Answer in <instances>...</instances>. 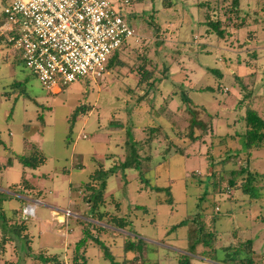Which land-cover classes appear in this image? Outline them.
Returning a JSON list of instances; mask_svg holds the SVG:
<instances>
[{
	"label": "rangeland",
	"instance_id": "374dc122",
	"mask_svg": "<svg viewBox=\"0 0 264 264\" xmlns=\"http://www.w3.org/2000/svg\"><path fill=\"white\" fill-rule=\"evenodd\" d=\"M172 1V7L166 6L168 0L127 4L126 20L135 37L119 56L122 64L106 69L101 77L87 75L56 94L43 89L12 49L0 43V138L8 147L0 144V160L12 161L13 155L24 151L23 136H27L23 127L30 123L35 128L27 135L47 157L33 172L34 184L42 188L38 199L10 197L11 190L15 196H26L21 183L16 184L20 191L9 187L21 177L17 160L0 172L1 208L6 218L20 207L26 217L23 237L0 229V264H74L75 244L85 229L90 235L85 247L87 264H110L95 238L107 245L116 264H125L127 257L131 259L128 264H173L178 252H186L187 230L194 225L170 228L198 211L207 215V227L217 214L219 231L251 230L254 250H264V195L256 192L250 201L240 188L228 185L230 170L245 163L238 157L225 163L220 159L226 146L239 147L230 138L225 139L226 145L215 144L240 128L235 107L249 89L257 97L252 106L264 117V24L230 29L229 35L218 39L205 26H198L203 13L196 14L197 0ZM241 7L257 13L259 23L264 21V0H242ZM144 70L151 77L138 83ZM153 80L150 88L148 83ZM182 92L191 104L183 101ZM192 119L201 125L191 126ZM147 125L162 128L156 130L151 149L143 147L139 152L145 182L135 168L118 165L129 155L126 130L141 141ZM190 128L197 138L191 139ZM211 142L213 150L209 149ZM250 163L264 170V151L253 152ZM99 165L115 169L106 181L104 204L98 208L104 215L101 221L80 197L79 188ZM241 184L239 179L237 185ZM155 187L169 188L170 194ZM30 207L34 212H27ZM111 214L125 217L130 225L126 229L108 225ZM137 237L144 240L140 256L125 254L127 242ZM202 250L197 247V253ZM190 256L192 264H216L199 254Z\"/></svg>",
	"mask_w": 264,
	"mask_h": 264
},
{
	"label": "trees",
	"instance_id": "16d2710c",
	"mask_svg": "<svg viewBox=\"0 0 264 264\" xmlns=\"http://www.w3.org/2000/svg\"><path fill=\"white\" fill-rule=\"evenodd\" d=\"M6 1L7 0H0L1 9ZM133 1L135 0H128V4H131ZM168 1L169 3L166 6L169 7H172L175 3L172 0ZM241 1L242 0H197V3L194 7L196 14L197 12L198 14H200V12L203 13V18L198 20V26H205L206 32H208V34L211 33L214 34L218 39H223L226 37V35L230 34V29L238 31L247 27H257L259 24V26L263 25L264 21H260V23L257 21V13H249V11H245L241 7ZM251 18L252 21H249ZM2 19L3 17L0 10V23ZM248 32L253 31L249 30ZM1 42L5 44V47L12 49L11 44L7 41L5 35L3 34H0V43ZM129 44L130 42L122 45L119 50L115 51V53L108 60V64L106 66L107 70L110 69L111 71L114 65L122 64V62L119 61V56L122 54L121 52L123 50L126 51ZM13 54L15 58L18 57V54L15 51H13ZM142 69L143 67L140 68V70ZM210 71L218 75L221 74L217 69H210ZM140 76L141 77L138 80V83L148 82V79L151 77V73L144 70L141 71ZM148 84L150 88H153L152 86H154V80L149 81ZM204 90H209L212 92L213 88L206 87ZM253 91L254 89H249L236 104L235 110L237 111V114L239 113L236 122H240L241 124L238 131H235L233 134L227 133L215 143L218 145H226L225 139L230 138L235 143V145L238 144L239 147L237 148L226 146L227 150L223 152L224 155L220 157V159H222L224 163L226 162L225 160L229 159L230 157H233V160L238 157L244 161L245 165L240 166L238 169L230 170L231 177L228 179V185L230 187H234L235 189L240 188L241 193L247 195L250 201L256 198V192H259V196L264 195V193H262V190L264 189V171H258L250 165L252 153L264 151V117L261 115L259 109H256L252 106L257 98L256 96H253ZM182 98L185 103L191 104L192 101L190 100L189 96L186 95V93L182 92ZM79 109L80 108L74 109L72 113L73 118L78 115ZM193 112L194 110L191 111V113ZM160 115L162 114L160 113ZM194 117L196 116L194 115ZM197 121L198 120L192 119L191 126L196 124L201 125L200 121ZM29 126L30 125L26 124L24 131H27ZM161 128L162 127L159 125H147L146 129H143L145 132L143 136H146L145 138L141 139V141L135 140L131 134V130L128 128L126 130V147L129 149V155L118 166H120L122 169L132 167L135 168L139 172L138 175L140 180L146 182V179L144 178L146 169L142 167L143 163H141L139 152L143 149V147H146L148 150L151 149L155 135L158 133L156 130H161ZM189 135L193 137L191 139L197 138L196 135H193L192 128H190ZM24 139H26V137ZM213 143L214 142H211L210 144V150H213L214 148ZM0 144H2L4 148H7L1 138ZM27 146V152L20 155L15 154L12 157L16 158L22 167L21 181L18 184L21 183L24 189L33 190V187L25 179V170H34L45 164L47 159L40 148H38L35 144L29 143ZM210 159H214V157H210ZM9 165H11L10 159L6 161V164L0 165V170L6 169ZM112 173H115V169H105L103 165H99L89 175L88 181L84 183L83 188L79 187L81 189L80 191L83 193V195L81 194L80 197L90 204L91 212L97 215L96 218L99 221L103 219L104 215L98 211V208L104 204L106 181L108 176H110ZM239 179L242 180L241 185H237ZM9 187L15 191L21 190L16 189V184ZM155 190H164L167 194H170L169 188L163 189L155 187ZM35 196H37V193ZM171 201L172 199L169 198L168 202L171 203ZM1 202L2 200L0 199V229L8 231L11 235H15L16 237H23L21 233L26 229L25 225H23V222H26V217L23 215L22 208L20 207L18 209L12 210L10 218L8 219L6 218V213L2 211ZM205 218H207V215L198 211L194 217L185 218L170 228V230L175 231L180 226H189L190 223H193L194 225L193 229L190 231L187 230V253H178L175 256V262L173 264H192L190 254H199L203 257L220 261L225 264H254V239L249 238L244 240L236 234V231L233 230L231 232L233 240L229 241V243L224 246L222 245V239L220 237V234L224 233V231H219L216 228V221L219 219V216L216 214L211 217L210 227L206 226L207 221H205ZM16 220L19 222H16ZM106 223L117 229H126V227L130 225V222H128L125 217H118L114 214L108 215ZM103 228L104 227L99 226V230H102ZM4 234H6V232ZM89 238V231L85 229L84 237H82V239H80L75 244L73 255L74 264H87L85 247ZM4 240L5 239H3V242ZM92 240L96 243L99 250L102 251L104 258L109 260L110 264H116V262H114V256L107 245L99 238ZM143 243L144 240L138 237L136 238V241L131 240V242H127L124 247V253H133V256L135 253H139L140 256V253L143 251ZM198 246L203 247V250L199 253H197ZM127 258V261H124L125 264L131 262V259ZM151 264H159V261L152 262Z\"/></svg>",
	"mask_w": 264,
	"mask_h": 264
},
{
	"label": "built area",
	"instance_id": "2783aa9c",
	"mask_svg": "<svg viewBox=\"0 0 264 264\" xmlns=\"http://www.w3.org/2000/svg\"><path fill=\"white\" fill-rule=\"evenodd\" d=\"M127 4L128 0H7L1 9L0 34L43 89L56 94L87 75L103 76L115 51L135 37L126 20Z\"/></svg>",
	"mask_w": 264,
	"mask_h": 264
},
{
	"label": "crops",
	"instance_id": "0c3cea01",
	"mask_svg": "<svg viewBox=\"0 0 264 264\" xmlns=\"http://www.w3.org/2000/svg\"><path fill=\"white\" fill-rule=\"evenodd\" d=\"M261 112V111H260ZM262 113V112H261ZM11 116V115H10ZM44 122V121H43ZM42 122V123H43ZM30 126H29V129L27 130V131H24V133L27 135L30 131H31V129H33V131H34V128H35V125L34 124H29ZM38 126H41V123H39V124H37ZM23 129H25V127H23ZM41 130H42V127L40 128ZM40 129L38 130V132L40 131ZM32 131V132H33ZM35 134V133H34ZM32 137V136H31ZM31 137H28V135H27V137H26V139H24L25 137L23 136V139H24V144L26 143V146H24V151L22 152V153H20V154H23V153H25V152H27L28 151V146H27V144H29V143H32V144H35L38 148H40L38 145H37V143H35V142H33L32 140H30L31 139ZM85 137V136H84ZM2 145V144H1ZM4 147V146H3ZM7 147V146H6ZM6 150H8V147L7 148H5ZM40 150L43 152V150L40 148ZM20 154H18V155H20ZM43 154H44V152H43ZM45 155V154H44ZM46 156V155H45ZM46 159H47V157H46ZM13 160H17L16 158H14L13 157V159H12V161ZM6 161L7 160H0V165H4V164H6ZM12 161H11V164H12ZM18 161V160H17ZM19 162V161H18ZM7 167H9V166H7ZM252 167H254V166H252ZM21 170H22V167H21ZM35 170V169H34ZM34 170H31V169H26L25 170V179L27 180V182L33 187V190H27V189H24V191L26 192V196L25 195H20V194H18V196H15L14 194L15 193H13V191L11 190V192H9V194H10V197L11 196H13V197H17V198H21V199H24V200H26L25 199V197H33L34 196V198H36V199H38L37 197H40L41 195H42V188L40 187V186H38V185H36V184H34V181H33V176H36V174L35 173H33L34 172ZM258 171H264V170H259L258 169ZM0 172H1V170H0ZM21 176H22V171H21ZM39 177H40V175H38ZM43 177H44V175H43ZM46 180H49L48 179V176H46V178H45ZM21 181V177L19 178V181L18 182H16V183H13V184H11V185H14V184H18L19 182ZM9 186V185H8ZM19 187V186H18ZM69 190L72 192L73 190H72V187H69ZM30 192H34V195H31V193ZM30 193V194H29ZM37 193V196L35 197V194ZM28 195V196H27ZM227 196V195H226ZM30 199V198H29ZM236 199V198H235ZM244 199H246V198H244ZM238 200H240V199H238ZM51 209H50V212H51V216H53L54 217V212H55V210H54V208H52V207H50ZM58 218H59V216H57ZM264 219V218H263ZM236 231V234L240 237V238H243L244 240L245 239H249V238H252V236H251V234H250V232H251V230L250 231H246L245 229L244 230H241V228H239V227H236V228H234V229H230V230H227V231H224V233H222V234H220L221 236V239H222V245H224V246H226L228 243H229V241H231V240H233V238H232V236H231V232L232 231ZM59 231V230H58ZM64 237H66V235H64ZM261 240H263L264 241V235H262V237H261ZM260 240V241H261ZM254 243H256V242H254ZM87 249V248H86ZM64 250V249H63ZM87 252V251H86ZM256 252H258V250L256 251L255 250V258H254V264H264V250L263 251H261V252H258V253H256ZM178 253H187V252H178ZM221 254V253H220ZM88 257V256H87ZM203 257V256H202ZM205 259H207V260H211V261H214L216 264H225V263H222V262H220V261H215V260H212V259H209V258H206V257H204ZM159 264H160V262H159Z\"/></svg>",
	"mask_w": 264,
	"mask_h": 264
},
{
	"label": "bare ground",
	"instance_id": "6f19581e",
	"mask_svg": "<svg viewBox=\"0 0 264 264\" xmlns=\"http://www.w3.org/2000/svg\"><path fill=\"white\" fill-rule=\"evenodd\" d=\"M33 208V207H32Z\"/></svg>",
	"mask_w": 264,
	"mask_h": 264
}]
</instances>
